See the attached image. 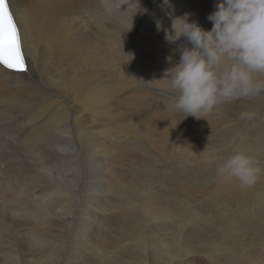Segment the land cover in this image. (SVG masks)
Masks as SVG:
<instances>
[{"label": "bare ground", "instance_id": "1", "mask_svg": "<svg viewBox=\"0 0 264 264\" xmlns=\"http://www.w3.org/2000/svg\"><path fill=\"white\" fill-rule=\"evenodd\" d=\"M120 2L128 4V0H120ZM215 2L216 0H170L172 8L165 6L167 8L165 14L161 13L158 19L162 27L160 31H157L156 25L145 29L141 27L145 25L147 16L136 14L133 17L135 5L129 4L128 7L122 5V10L110 11L105 7L104 0H9L11 11L20 30L27 71L14 72L0 66V126H3L2 123L7 125V127L0 128V154H5L3 156L11 162L10 164L18 161V165H12L16 166L13 170L0 160V264H75L74 259H82L90 251L104 253L108 258V264H117L120 251L114 252L115 243L122 245L118 241L125 235H132L131 241L135 242V245L139 242L145 243L144 251L152 257V264H160L159 262L163 260H168V263L172 264L174 263L172 257L179 258L176 264L182 260H187L188 264H202L203 259L199 261L194 254L196 252L202 258L204 257L205 249L210 241L209 231L205 226L212 224V221L207 220L201 226L200 218L202 217L199 218V215L203 212L199 213V206L201 209H205V206L209 207L212 213L213 209L217 208L221 211L220 214H225L224 216L228 214L226 220L223 221L225 218H222V221L228 223L231 232H234V234L232 232L233 237L241 234L237 229V232L231 229L232 225L241 222L240 218L243 219L242 225L245 224L243 227L247 226L246 218L249 215L260 216L264 223V190L258 186V183L261 184L264 179L262 170L264 168V126L256 132H248L246 126L241 131L232 132L217 141L210 157L204 162L205 171L208 168L211 170L205 172L208 176L203 174L201 177L203 180L209 178L210 182H215L214 184L209 183L207 186L205 180L202 183L197 181L196 184L191 185L194 188L179 191L172 204L165 203L170 198L169 192L167 194L166 190L156 191L150 199L146 197L148 202L144 203L145 200L139 199L140 204L138 201L141 205L140 211L144 209L146 214L142 211L144 215L137 216L138 211H133V215L129 212L128 217L131 218L130 220L127 218L124 223L116 214L119 205L113 208L110 201L113 198L111 194H114V197L116 195L120 197L122 196L120 191L124 189L117 186H107L104 189L98 185L105 179L124 183L125 175L117 168V163L109 160L110 165L105 164V161L99 163V166H85L81 169L77 177L78 180L84 178L81 191L78 190L79 184H73L74 180L70 174L62 181L66 183V187L55 185L63 174L58 173L54 176L55 173L46 168V166L53 167L56 164L71 161L73 157L70 158L63 154L69 152L72 156L78 148L77 146L72 151L69 150L73 145L72 138L77 133L78 137L75 138L78 142L82 138L80 130L76 132L71 130L70 113L64 116L67 111H71L70 98L74 90L80 96L82 107L86 106L91 109L90 113H86L87 119L82 121L81 128L86 132V138L83 141L85 148L90 149L96 157H100L101 149L107 147L108 141L113 142L115 132L111 124L113 119H116L115 126L117 127L122 125V120L129 118L131 121L128 131L124 130L127 140L132 139L130 147L126 143L120 147L113 144V148L125 151L126 158L130 157L128 154L134 155L135 149L138 148L137 144L141 143V140H145L146 145L154 143V129L163 121L161 115L155 114L149 118L148 113L139 115L136 111H130L129 114L125 111L126 114L118 111L117 108L120 109L126 104L129 108L136 109L132 107V100L147 93L143 88L144 83L155 86L158 76L147 69L139 76L133 75L132 80L126 74L122 75L121 71L117 73L113 69L106 70L103 38L114 32L113 29L108 28L109 26L119 30L122 26H126L133 17V22L137 25L134 37L136 70L139 67L146 69L151 61L157 59L167 60L168 68H171L179 60V53H173L172 46L175 49L177 45L166 44L164 38V29L171 27V20L166 13L174 9L173 14L179 16L183 10L193 12L197 6H200L197 16L203 22L201 25L206 30H210L212 23L207 20V16L215 10ZM140 4L148 9L149 15L155 7L164 6L162 0H140ZM82 38H86V43H83ZM74 45L75 47L72 48ZM60 53L63 56H59ZM169 57L171 59H168ZM75 62L85 66L88 73L74 71ZM81 77H84L86 81L82 85H77L75 79ZM253 78L261 85L255 93L260 95L258 99L263 106L264 73H254ZM161 79L169 83L165 72ZM158 93L165 96V101L171 105L173 93L167 91ZM247 97L255 98L251 94ZM143 99L146 98L143 97ZM152 100L154 101L153 98ZM110 102L116 104L117 108L109 107ZM258 110L259 113L264 111V108H258ZM207 120L209 123H205ZM186 121L189 123L185 125L172 121L168 128L169 135L179 146L189 145L204 126L212 127L215 123H225L226 126H230L229 119L218 117L214 120L212 113L203 115L201 119L187 118ZM47 124L49 126L46 127ZM134 128H139L141 132L137 134ZM231 134H234L232 137L237 138L227 140ZM236 148L254 157L256 162L260 161L257 165L262 173L251 187L242 188L235 178L223 179L216 174V163L232 155ZM43 152L47 157H42L40 161L45 164L39 165L32 171H27L22 167L24 163L25 167L29 168L28 161L38 160ZM18 158L23 161L16 160ZM159 159L166 162L161 156ZM188 159L194 161L197 158L190 156ZM211 160L215 162H210ZM130 166L127 163V168L132 171L133 166ZM171 172L173 173V170ZM164 175L166 177V174ZM198 176L196 174L197 178ZM46 178V195L43 197L39 198L37 192H28L26 189H31ZM15 180L17 182L14 184ZM133 184L136 185V183ZM203 189L205 192H211V196L204 195ZM170 190L175 194L178 192L174 188ZM212 190H216L217 194ZM12 191H14L13 194H11ZM131 196L134 198V194ZM244 196H252L253 200L244 207L242 206L244 213L240 211L239 214L238 211L239 216L234 211L235 209L230 207L233 201L231 198L241 200ZM27 200L34 203L30 205ZM188 200L196 202V207L190 208L191 206L187 205L185 207L189 215H177L173 206L183 205ZM119 201L121 203V200ZM128 205L132 207V204ZM182 209L184 210L183 206ZM188 217L189 222L184 223L183 218L186 220ZM202 219L204 220V217ZM132 220L135 221L134 224ZM171 225L174 227L171 228ZM138 228L141 229L137 230ZM118 231L120 235L122 234L120 239L115 235ZM140 232L145 235L143 240L141 238L142 241L137 240ZM235 238L233 245H228L225 238L220 239L224 243L218 240L216 245H212L210 241L209 253L216 251V247L218 251L215 254L210 253L211 259L208 263L228 264L227 254L235 256L234 245H236L243 248L245 258L251 256L249 260L253 264L258 256L257 251L244 244L240 238ZM163 248L166 249L165 252ZM168 257L171 259L169 260ZM93 262L90 264H94ZM260 263L262 264L261 260ZM81 264H85V259ZM143 264L149 263L144 261Z\"/></svg>", "mask_w": 264, "mask_h": 264}, {"label": "rangeland", "instance_id": "2", "mask_svg": "<svg viewBox=\"0 0 264 264\" xmlns=\"http://www.w3.org/2000/svg\"><path fill=\"white\" fill-rule=\"evenodd\" d=\"M199 8H200V6H197L196 9L193 12H191V13H193L191 19L192 20H198L199 23L202 24L203 22L197 16ZM166 10H167V8L165 6H157L154 8L153 12L150 15H149V11H148L145 14L147 16L146 17V23L144 26L141 25V27L145 29L148 26L156 25V21L160 18V14L161 13L165 14ZM184 12H187V11L183 10L181 15ZM132 23H133V26H132ZM131 26H132V29L130 31H128L131 28ZM108 28L113 29L114 32L112 34H110L108 37L103 38L104 57H105L104 68L106 70L107 69H113L117 73L121 71L122 75L126 74L132 80L134 79L133 75L139 76L140 73H144L147 69H149L150 72H155V74L158 76V82L155 84V86L151 85L150 83H144L143 88L146 90L147 93L143 94V96H141V97H135L132 100V107H134L136 109H133L130 107L132 109L131 110L129 108V106H127L126 104H124L125 106H122V108L119 109V108H117L116 104H114L112 102L109 103V107L117 108L118 111L120 110L121 112H124V113H126L128 111L127 112L128 114L130 111H132V112L136 111L139 115H145L148 113L149 118L155 114L161 115L163 121H162V123L157 125L154 129V133H155V138L153 140L154 143H150L149 145H146L145 140H141V143L137 144L138 148L135 149V152L133 153L134 155L128 154V156H130V157H128L130 159L129 160L125 156V151L124 150H117V149L113 148V144L115 146L120 147V146H123L124 143H126L128 145V147H130L129 145H130V142L132 141V139L127 140V134L124 132V130L128 131V129H129L128 126H130L131 121L129 118L122 120V125L120 127H117V126H115L116 119H113V121L111 122L112 126L115 128V132L113 135V142L108 141L106 143L107 147L101 149L100 157H96L94 155V153L90 151V149L87 150L85 148L83 141L86 138V132L81 128L82 121L87 119L86 113H90L89 110H91V109L89 107H86V106H85V108L82 107L80 96L74 90V92L70 98L71 111H67L66 114H64V116H67V114L70 113L69 118L72 122V124H71L72 129L71 130H73L75 132L77 130H80L82 132V138L79 141L81 145L79 144L78 139L75 138V137H78V133H77L75 135V137L72 138L71 143L73 145H72V147L69 148V150L72 151L77 146H78V148L73 152L72 156L69 152L67 154H63L64 156H68L70 158L73 157V159H71V161H69V162H63V163L56 164L53 167H47L46 166V168L51 170L53 173H55L54 176H57L58 173L63 174V177L58 181V183H55V185H57V186L61 185L62 187L65 186L66 183H64L62 181L67 179L66 177L69 176V174H70L74 180L73 184H79L80 187L78 188V190L81 191L83 186H84V178H81V180H78V178H77L79 175V172H81V169H83L85 166H87V167L99 166V163H102L105 161H106L105 164L109 163L108 165L111 164L110 161L117 163L118 164L117 168L125 175V178L123 180L124 183L114 182V181H110V180L105 179L103 182H101L98 185H100V187H103L104 189L107 186L108 187L117 186L120 189H124L125 192L123 190L120 191V194H122V196H120V197H119V195H118V197H117V195H116V197H114V194H111L113 196V198H111L112 196L110 195V198H111L110 201L113 204L111 206L113 207V206L119 205L117 207L116 214H117V216H119L121 221L123 220V223H124V221H127V218H128V220H130L129 218H131V217H128V216L130 213L133 215V211L134 212L138 211L136 213L137 216H143L144 214H142V213L144 212L143 211L144 209L142 210L143 212L140 211L141 205L138 204L139 203L138 201H140V204H141V200L142 201L145 200L144 203H146V201L148 202L149 201L148 198L150 199L151 198L150 196H152L156 191L166 190L167 194L169 192L168 196L170 198L165 203L169 202L172 204L174 202V197L177 196L179 191L193 187L191 185H193L194 183L196 184L197 181H199V182L201 181L200 183L206 181L205 184L207 186H209V183H210V185L212 183L214 184L215 182L214 181L210 182L209 178L204 179L205 181L203 180V178L201 179L203 174L208 176V174L205 173L206 171L211 170L210 168H208L205 171L204 162L210 157V154H211V151H212L214 145L217 143L218 140H220L225 135H228L232 132L233 133L239 132V131H241L242 128H244L246 126H247L248 132H256L258 129H260L262 126H264V113H263L264 111L262 110V111H260L261 113L260 112L258 113V111H259L258 108L263 109L264 105L261 106V102L258 99L260 95L255 93V92L251 94L255 98L245 96V97H240V98L232 100V101H225V102L221 103L220 105H218L211 113H212V118L214 120H216L218 117H225V118H227V120L229 119V125H230L229 127L226 126L225 123H215L212 127L204 126L203 129L197 134V136L194 138V140L189 145L179 146L175 143V139L172 136H170L168 133V128H169L170 122L178 121V122H181V125H185L186 123H189V121H186V119L187 118L192 119L193 117L189 116V117L184 119L183 114L176 113L170 107V104H168L165 101L166 97L161 95L160 93H158V92H165V91L173 93V90L170 87V82L167 83L161 79L164 72H166V70L169 69L168 64H167V60L166 61L159 60V59L153 60L149 63V65L146 69L139 67L138 70H136V67H135L136 41L134 40V37L136 35L137 25H135V23L133 22V20L131 18L128 21L127 25L122 26L119 30H116V29L112 28L111 26H109ZM82 40H83V43H86V38H82ZM166 44H168V43L166 42ZM74 47H75V45L72 48H74ZM172 49H174V46H172ZM123 51L125 53H128V52L134 53V59L130 63H127V57L125 56ZM59 56H63V54L60 53ZM74 71H76L78 73H84V72L88 73V69L85 66L80 65L78 62H75ZM75 80H76L77 85H82L86 81V79L84 77H81L80 79H75ZM157 84H159L160 86H158ZM263 88H264V86L262 87V89ZM127 92H128V90H127ZM262 93L264 95V91ZM143 97L146 99H143ZM152 98L154 99V101L152 100ZM260 98H262V96ZM249 101H251V102H249ZM229 102H231V103H229ZM245 102H248V103H245ZM253 102H254V104H253ZM242 104H244V105H242ZM242 109H245V110H242ZM249 109H250V111H249ZM247 112H249V113L254 112L256 115H253V117L250 119L249 118H243L242 119L241 113H247ZM212 122L214 123V121H212ZM212 122H211V124H212ZM205 123H209V121L207 120ZM1 125H3V126H0V128L1 127H7V125L5 123L4 124L2 123ZM4 125H6V126H4ZM47 126H49V124H47L46 127ZM9 127L10 126H8V128ZM8 128H6V130H8ZM177 128L180 129L179 127H177ZM133 130L136 131L137 134L139 132H141L139 128H134ZM2 132H3V129H2ZM233 135L234 134H231L230 137L227 138V140H234L237 138V137H232ZM132 137L134 140V136H132ZM64 138L68 139L67 136H64ZM237 150H240V149L236 148V151ZM3 155H5V154H0L1 162L5 166L8 165L7 167H10L13 170H15L16 166L13 167L12 165H14V164L18 165V161L15 163L12 162V164H10L11 162L8 161L5 158V156H3ZM160 156L162 158H164V161L166 160L165 163L162 161L163 159L158 160V158ZM190 156H196L197 159H195L194 161H190L188 159ZM42 157H44V158L47 157L44 152L41 154V157L38 160L28 161V163L30 164L29 168H26L24 163L22 164V167L27 171H32L33 169H36L39 165H42L43 163L45 164V162L40 161V159ZM6 160H7V162H6ZM16 160L23 161L20 158H18ZM258 162H260V161H257V163ZM127 163H129V166L130 165L133 166V168L131 169L132 171H130L127 168ZM164 165L165 166L167 165V166L165 167ZM164 167L165 168L168 167V169H165ZM162 170H163V172H162ZM172 170H173V173L171 172ZM262 170L264 171V168H262ZM104 172H105V169H104ZM10 173H13V172H10ZM82 174H86V172H82ZM164 174H166V177ZM169 174H171V175H169ZM196 174L199 175L198 178L196 177ZM11 181H13V180H11ZM16 182L17 181L15 180L14 184ZM46 183H47V178L44 181H42L41 183L35 184L31 189L30 188H26V189L28 190V192H32V191L37 192L38 197L41 198L44 195H46V192H45ZM133 183H136V185H134ZM258 186L260 188L262 187L261 189L264 190V179L262 180L261 184L258 183ZM171 188L176 189L178 192L175 194L172 190H170ZM127 190H128V192H126ZM129 191L131 193H129ZM212 191H215L217 194L216 190H212ZM13 192L14 191H12L11 194H13ZM210 193L211 192H205V190L203 189L204 195L211 196ZM123 194L124 195L127 194V195H125V197H124ZM132 194H134L135 200H134L133 196H131ZM136 196H137V198H136ZM122 197L125 199L123 200ZM142 197H145V199L144 198L142 199ZM146 197H148V198H146ZM136 199H138V200H136ZM139 199H141V200H139ZM231 199L233 201L231 202L230 207L231 208L233 207V210L235 209L234 211H236L237 214H238V211H239V214H240V211H242L244 213V208H243L244 205L249 204L250 201L253 200L252 196H244V198L241 200L239 198L238 199L231 198ZM246 199H248V200H246ZM119 200H121V203L124 201L123 204H121ZM207 201H209V199ZM187 202H188V204H187ZM187 202H185V204L183 203V205L175 204L173 206V210L176 209L174 211H175V213L177 212L176 213L177 215L178 214L179 215L182 214L183 216L189 215V212H188L187 208L185 207L187 205H188V207L191 206L190 208L196 207V202L191 201V200H188ZM28 203H30V205H32L34 202L32 203V202L28 201ZM128 204H132L131 205L132 207H130ZM176 205L179 206L180 208L177 207ZM193 205H195V206H193ZM133 206H134L135 210L133 209ZM182 206H183L184 210L182 209ZM234 207H236V208H234ZM241 207H242V210H241ZM113 208H115V207H113ZM204 208L206 210L203 208L201 209L199 206V209H200L199 213L203 212L202 214L200 213L201 215H199V218H200V216L202 218L204 217V220L202 218H200V221H201L200 224L202 226L203 222H205L207 220L212 221V224H210L209 226H205L207 228V230L209 231V233H211V234L208 233V235L210 237V241L212 242V245L215 244L218 240L220 243H224L223 240H220L222 238L223 239L225 238V241H226V243H228V245L229 244L233 245V243L236 240L235 237H238L242 240V242L244 244L251 246L250 248L252 250L255 249L257 251L258 256L254 260L253 264H261L260 260L262 261V264H264V223L261 221L262 219L260 216L249 215V217L246 218V220H247V223H246L247 226L246 227H243V226H245V224L242 225L243 219L240 218L241 222L239 224L235 223L234 225H232L231 229L236 231V232L238 230V232H240L241 234L233 237L234 232L232 231L233 232V234H232V232L229 228L230 226L227 225L228 223H223V221L226 220V218H227L226 216L228 214H226V216H224L225 214H220L221 211L217 208L213 209V213H214L213 214L212 210L209 209V207L207 208L205 206ZM58 210H56V212ZM181 210H183V211H181ZM58 212H60V210ZM179 212H181V213H179ZM207 212H208V214H207ZM242 212H241V214H242ZM139 213H140V215H139ZM186 213H188V214H186ZM210 214H212V215H210ZM125 215H126V217H125ZM123 217H124V219H123ZM179 217H178V220H179ZM125 218H126V220H125ZM214 218H217V219L215 220ZM222 218H225V219H223V221H222ZM132 221L134 224L135 221L134 220H132ZM183 221H184V223L189 222V217L186 218V220L183 218ZM218 221L219 222L222 221V222L219 223ZM120 223L122 224V222H120ZM120 223H118V225H121ZM151 223L152 222H150V224ZM217 223H218V225H217ZM221 224H224V225L220 226ZM131 226H133V225L131 224ZM131 226H130V228H131ZM235 226H237V228ZM172 227H174V225H171V228ZM239 227H240V230H239ZM221 228H224V229L220 230ZM21 229L24 233L23 226ZM139 229H141V228H138L137 230H139ZM186 229H187V227H186ZM227 230L230 232H228ZM224 231H226V233ZM217 232H218V234H216ZM113 233H116V232H113ZM115 235L118 239H120L122 236V234L120 235V231H118V233H116ZM139 235H140V237H139ZM139 235L137 236L138 239L136 236H135V238L137 240L140 239V241H142L143 238L145 237V235L142 234L141 232L139 233ZM131 237H132V235H128V236L125 235V237L123 236V238H121L118 241V242L122 243V245L115 243L114 252L120 251L119 252L120 257H119V260L117 261V264H143L144 261H146L149 264H152L153 263L152 257L149 256V253L147 251H144L145 243L139 242L135 245L134 241H133L134 243H132ZM141 238H142V240H141ZM210 241L208 242L209 246L205 249V255L203 258L199 255V253L195 252V254H194L195 257L198 258L199 261H202V259H203L202 264H209L208 260L211 259L210 253L215 254V252L218 251V247H216L217 248L216 251L209 253V248H210V243H211ZM234 246L236 248V251H235L236 255L235 256L230 255V253L227 254L228 264H252L251 260H249V258L251 256L248 258L247 257L245 258L243 248L236 246V245H234ZM163 251L165 252L166 249L163 248ZM114 255L115 254H113V256ZM196 255H198V256H196ZM148 256L151 259L148 258ZM192 257H193V255H192ZM84 259H85V264H90L92 261H94L93 262L94 264H108V260H107L108 258L106 256V254H104V253L101 254V253H98L95 251L88 252L87 256H85L82 259H74V262H75V264H81ZM168 259L170 260L171 258L168 257ZM172 259H174V263H172V264H176L177 263L176 261L179 260V258H177V257H172ZM159 263L160 264H169L168 260L167 261L163 260V261H160ZM178 264H188V261L182 260Z\"/></svg>", "mask_w": 264, "mask_h": 264}, {"label": "clouds", "instance_id": "3", "mask_svg": "<svg viewBox=\"0 0 264 264\" xmlns=\"http://www.w3.org/2000/svg\"><path fill=\"white\" fill-rule=\"evenodd\" d=\"M104 4L110 11L122 10V5H135L133 17L148 12L140 0H128V4L104 0ZM162 4L172 8L170 0H162ZM214 9L207 16L212 23L210 30L192 20L191 12L177 16L172 9L166 13L171 27L164 29V38L168 44L177 45L173 53H179V60L165 72L173 90L170 107L183 114L184 119H201L221 103L261 88L253 75L264 73V0H216ZM156 27L161 30L159 20ZM124 54L127 63L134 59V53ZM253 115L241 113V118L250 119ZM260 173L255 158L240 150L216 163L219 178H235L242 188L253 186Z\"/></svg>", "mask_w": 264, "mask_h": 264}, {"label": "snow or ice", "instance_id": "4", "mask_svg": "<svg viewBox=\"0 0 264 264\" xmlns=\"http://www.w3.org/2000/svg\"><path fill=\"white\" fill-rule=\"evenodd\" d=\"M0 66L14 71H27L21 34L9 0H0Z\"/></svg>", "mask_w": 264, "mask_h": 264}]
</instances>
